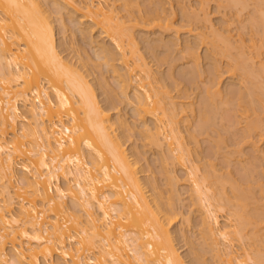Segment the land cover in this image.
Wrapping results in <instances>:
<instances>
[{"label":"bare ground","instance_id":"1","mask_svg":"<svg viewBox=\"0 0 264 264\" xmlns=\"http://www.w3.org/2000/svg\"><path fill=\"white\" fill-rule=\"evenodd\" d=\"M116 1L118 0H114V2H109V0H54V2L52 0H0V264H187L178 252L179 248L174 243V235L170 229L171 222L178 219L177 215H182L181 209L179 210L177 207L178 213H174L176 208H174L175 210L172 208L175 215L171 213L170 208L171 203L175 201V197H173L175 193L172 194V197L169 196L164 200L163 192L158 191V186L150 180L151 178L149 179L150 176H147L148 180H143L146 177L142 179L140 175L142 170H139L138 163L141 162V157L144 156L146 149L139 146V150L137 147L128 150L126 140L125 142L122 141L121 138H124V134L121 132L131 129L132 125L124 118L123 113L119 114V112L117 116L115 114L116 117L111 114V110L116 109L119 105H117L119 100L121 103L126 102L127 105L129 103L133 105L136 112V114L133 113L134 117L138 116L141 120V124H138L139 130H137L143 139L142 147L150 146L159 149V155L162 153L160 160H163L165 164L167 162L168 165H171L169 163L173 160L179 161L181 165L185 163L184 156L187 154V158L189 154H192L193 149L195 150L189 146L191 141L197 138L195 131L199 134L200 130L203 132L204 128L207 129L206 125L219 124L215 122L214 115L220 112L224 114V107L221 106L228 103L233 105V102L235 103L238 99L240 101L238 100V104L235 103L236 107H234L243 110L241 116L246 121L247 134L242 140L249 137L251 139L253 136L257 137L258 134L256 135V133H259L261 139L264 140V126L262 125L264 124L262 122L264 120L262 118L264 117V65L263 68L261 67L264 61H261V69H259L262 70V74L260 71L258 73L256 71L258 67H253L256 64H253L256 54L253 58V54H249V56L244 52L248 50V43L244 44L247 47L245 49L243 48L244 45H241L243 51L241 46L238 47L239 44H237L236 48L242 51L243 55L239 52L241 58L238 57L239 59L236 60L238 51L235 50V53L231 49L232 42L229 40L232 41L233 39L229 38L231 35L228 36V27L224 26L225 34L224 32L222 34L212 28L213 25L210 24L211 30H213L212 32L209 30L213 36L208 31L211 38H207L206 35V41H209L210 38L209 42L213 41L211 45H214L211 49L223 54L222 56L228 58L230 55L228 50H232L230 52L232 54L235 53L234 56L232 54V57L229 56L230 59L234 57L236 62L232 63L233 66L230 65L232 68L228 71L231 76L236 71H244V74L242 72L240 75L241 79L245 78L251 83L250 100L248 101L246 98L247 101L245 102L243 99L248 96L241 91L243 87L236 88L233 85L234 88L231 87L230 91L228 90L229 94L232 96L236 93L233 97L238 96L236 97L238 99L233 101V97L229 96L228 98L226 96V102L223 99L225 104L219 105L222 98L219 99L220 97L216 95L220 94L221 97H225L221 95L222 89L220 88L222 86L219 85L221 81L219 80L220 82L216 83L217 86H214L213 83L218 81L214 80L215 82L211 83L212 87L207 83L208 86H206L210 88L207 89L206 86L203 88V90L206 89L204 91L208 92V94L205 92L206 97L212 96L213 101V97H217L220 103L218 104L217 98L216 103L209 98L214 104L212 105V103H208L209 99L206 100L204 95L205 102L201 103L203 107L201 108V115L199 114L201 120L197 119L198 123H196L199 126H196L193 132L191 129L189 130L191 126L189 122L194 117L189 118V121L187 120L188 126L185 123L188 129L182 126L187 129L184 130L187 132L186 134L180 125L182 122L179 118L184 110L177 107V101H174L173 96L168 94L165 85L164 88L162 87L165 84V78L163 79V76L158 77V74L149 66L143 52L140 51L134 33V29L137 27H147L152 23H155L162 30L176 28L178 32L177 27L170 17L168 21L166 18L168 16L164 17L165 19L162 17L161 10L164 7L161 9L160 6L154 8L152 6L151 9L149 8L151 11L145 7L148 11H144V7L139 3L140 0L139 2L138 0H122L121 4H116ZM226 1L228 2L227 5L236 6L235 15L238 14L239 16L240 12L244 11V6L248 4V2L239 0ZM260 1H258L259 4ZM62 2L66 5L64 6ZM54 3L57 5L54 6L56 7L55 10L48 6ZM45 4L48 5L44 6ZM202 5L206 7L204 4ZM67 6L71 9L72 14L81 15L80 17L77 16V21H75L77 24L75 26H80L74 27L75 30L73 31L75 34L80 32L84 40L87 39L94 48H97L94 50V52L97 51V54L94 55L95 59L97 57V61L91 63L89 56L82 57L80 44L79 48H74L75 52L79 54H77L78 57L73 54L77 57L73 56L76 60L79 58L78 65L75 64L77 62H74L76 60L72 62L74 59L72 56L73 59H70L69 56L65 59L66 57L61 55V50L58 49L61 45L56 42L54 19H51V13L54 11L57 14L62 13L64 7L66 9L63 11L67 12ZM238 6L243 7V9L239 8L238 10ZM260 7V10L264 9L262 4ZM199 10L201 9L198 8ZM198 11L194 15V21L197 18L201 19V14L207 10H201L202 13ZM206 13L202 18L204 21L207 17ZM191 14L189 17L193 16ZM261 17L262 15L259 13V23H255L257 21L255 20V22H251V25L254 23L255 26V24L262 23L264 27V18ZM192 18L191 20L189 18L190 22L193 21ZM200 19L197 20L200 21ZM61 20L62 25L66 24L65 19ZM194 21L193 24L197 25ZM84 23L87 25L84 26ZM193 24L190 23L188 26ZM64 27H67V24ZM198 27L200 26L198 25ZM64 29L67 31L69 28ZM191 29L192 27H190ZM204 32L203 34H205ZM262 33L264 32L262 31ZM202 36L200 38L203 39L204 36ZM158 37L162 39L161 36ZM200 38L199 41L202 42ZM219 38H223V41ZM167 39H164L165 45L159 44L163 45L168 53L172 48L171 46L175 44L171 45L170 48L168 43L170 38ZM149 41L151 42V40ZM255 41H251L255 46L252 43L249 46L254 47L251 51H258L256 52L258 56V53L260 54L259 49L262 47L260 44L259 48ZM217 42L219 43L216 44ZM221 43L225 50L221 49ZM189 44L185 46L186 52L185 49L183 51L189 59L192 58L196 63L191 62L194 64L193 66H197H195L197 69H193L192 66L194 71L191 70V72L193 74L197 70H201L198 69V65L201 63L198 62L200 51L196 50L200 43L196 48L192 46L195 43ZM63 45L65 46L64 43ZM161 45L158 47L160 48ZM154 46V50L148 46L151 50L149 53L152 52V57L154 56L157 61L162 59L164 61L167 56L164 55L165 53L162 54L163 52L160 53L155 50L157 48L156 43ZM197 49L199 50L200 47ZM64 50L66 49L64 48ZM213 53L211 51V55ZM169 54L171 53L167 55ZM208 57L212 59L213 56H207L205 59H209ZM213 58L215 59V56ZM212 61L213 59L208 60V62ZM251 63L253 64L251 65L252 69L250 68ZM229 64L231 63L229 62ZM105 69L112 72L117 79L116 87L115 85L111 87L112 84L107 81L104 76ZM95 72H99L100 75L98 74L99 78L97 75L98 80L94 79L93 81L96 82L93 83L90 81L92 78L88 79V76L94 75ZM249 82L246 83L249 85ZM132 87L133 89L135 87L136 90L130 95L129 90ZM212 88L215 91H212ZM210 89L212 90L210 91ZM99 95H103L104 99H100ZM242 96L243 102H241ZM203 99L202 101H204ZM231 105L228 104L229 107ZM231 109L234 110L233 106ZM228 110L226 111L229 113ZM193 114L195 113L193 112ZM260 115L262 116L260 117ZM225 116L226 114L222 118H226ZM186 117L188 116L186 115ZM186 117L185 119H187ZM148 118L152 119L153 122H148ZM116 124L123 127L120 133L117 132ZM218 127L216 126L217 129ZM231 131L229 129L230 134ZM247 141L245 140V142ZM218 143L220 144L219 141L217 145H219ZM217 145L215 144V146ZM197 152L199 154V149L195 150V154ZM225 155L227 156V154ZM198 156L196 155V157ZM196 157L191 155V158L189 156L187 159L190 160L189 166L187 165V175L192 180L196 201L200 202V207H198L202 212H200L202 214H200V226L202 228L203 225V228H206L209 237L205 231H202V235L205 234L206 237L204 238H207L206 241L210 240V243L212 239L211 244H213L215 254H212L211 257L218 258L213 259L214 263L222 261V264H264V204L253 203L258 190L260 197L264 196V186H262L264 183L257 184L258 186L261 185L260 188H257V185H252L254 187L250 185L257 183L259 178L254 180L248 175V170L253 169L248 164L252 166L253 159L251 158V162L249 161L251 164L245 163L249 169H246L245 165L243 169L244 171L246 169L245 174L249 176V179L246 180L245 177V181L242 182L243 178H241L242 181L238 182L237 179L231 180L228 176L224 177L223 174L217 173L218 169H216L215 162L206 164L208 169L202 167L203 173L199 174L201 165L198 163L199 160H195V162L193 158L199 159L200 156ZM254 158L260 161L261 156H254ZM165 164L163 165L164 168ZM175 164L172 162V165L175 166ZM259 165L257 164L256 167ZM174 172H172V176ZM171 175L169 174L168 180L173 178ZM262 177L264 179V175ZM250 179L252 180L250 181ZM262 182L260 180V183ZM148 185H152V188L149 187L152 191L147 189ZM172 185L174 186V184ZM54 187L56 192L52 195L49 189L54 190ZM252 188L254 192L256 190L255 196ZM179 198L181 200L180 196ZM177 200L179 201V199ZM257 201H260L258 197ZM180 206L182 208V205ZM199 209H197L198 212ZM223 211L225 221L222 223L220 216ZM179 212L181 213L179 214ZM184 217L186 219L185 214ZM185 221L187 224L190 220L187 218ZM203 228L202 230H204ZM210 247H207L208 250H213ZM201 248L205 250L203 245ZM196 250L195 248L194 252ZM196 252L195 257L201 264H213L212 261H207L209 258H204L206 254L203 256V252Z\"/></svg>","mask_w":264,"mask_h":264},{"label":"rangeland","instance_id":"2","mask_svg":"<svg viewBox=\"0 0 264 264\" xmlns=\"http://www.w3.org/2000/svg\"><path fill=\"white\" fill-rule=\"evenodd\" d=\"M53 2H54V0H52ZM159 2V4H161V5H159L158 4V2ZM156 2H155V0L153 1V0H151V2H150V0H140V2H139V0H138V2L140 3V5L141 6H143L144 7V9H145V7H147L148 8V10H150L151 9V7L153 6V8L154 7H156V6H160V8L162 7H164L163 8V10H161V15H162V17L164 18V17H166V16H168V17H166L167 18V21H168V18L170 17L171 19V21H173L172 23L175 25V27H177V29H178V32H177V30H176V28L174 29V28H172V29H165V30H162V28L160 29V27L159 26H157L155 23H152L151 25H149V26H147V27H137L136 29H134V33H135V37H137V40H138V46H139V48H140V51H141V53L143 52V56L145 57V59L147 60V62H148V64H149V66L158 74V77L159 76H163V79H164V83L165 84H163V86H162V83H160L161 84V86L164 88V85H165V88L167 89L166 91H168V94L169 95H171V96H173V98H174V101H177V103H178V105H177V107H180V108H182L183 110H184V112L183 113H181V115L179 116V118H181L180 119V122H182V123H180V125H181V127L182 126H185V128H187L188 129V127H186V124L185 123H187V126H188V122H187V120L190 118H193V119H191V121L189 122V123H191V124H189V125H191L190 126V128H189V130L191 129V131L193 132V131H195V128H196V126H199L198 124H196V123H198V120L197 119H199V120H201L200 118V116H199V114L201 113V108L203 107L202 105H201V103L203 104V102H205V99H203V97H204V95L207 93L208 94V92H206V91H204V90H206V89H204L203 90V88L207 85V83H208V85L209 86H211V83L212 82H215L216 80H218V81H216L215 83H213L214 84V86H217V82H220L221 81V84H219L220 85V87L222 86V88H220V89H222V91L224 92H222L221 90V95L222 96H225V97H221L220 96V94L219 95H216V96H218V97H220L219 99H221L222 101H221V103H220V100L217 98V97H213V99H214V101L211 99L212 98V96L210 97L209 96V98L214 102V103H216V98H217V100H218V104L219 105H223V104H225L224 103V100L225 99H227V97L229 98V96L231 95V94H229L230 92V90L229 89H231V87L232 88H234V86L237 88H239V86H241V91L242 92H244V93H246V95H250V89H251V87H250V82L248 81V80H246L244 77V79H241L242 77H241V73L243 72V74H244V71H242L241 72V70L239 69V68H237V69H239L240 71H236V73L234 74V75H230L231 73L228 71V70H230L232 67L230 66V65H232V63L235 61V58L233 57V58H229V56H231V54L232 53H230L231 51L230 50H228V53L230 54L229 56H228V58H227V56H222L223 54H221V53H219V52H217V51H213V49H211V47L213 48V46L211 45V43L213 42H209L211 39V36H209L210 34L212 35V33H210V30H211V25L210 24H212L213 26H212V28H215L216 30H218V32L219 33H222L223 34V32H224V34H225V30H224V28L226 27L227 29H229V35L226 33V36L228 35V36H232V38H231V36L229 37L230 39H233L232 41L231 40H229V38L228 37H226V38H228V40L230 41V42H232L231 43V49H233V51L236 53V51H238L237 52V55H236V60H237V58L239 57V58H241V56L239 55V52H241L240 54H242V51H243V49H242V47L243 46H241L242 44L244 45V44H247L248 46V50H245L244 52L245 53H247L248 55L250 54H253V58H254V54H256V56H255V58H254V60L255 61H253V58L251 59L252 61H253V64L254 63H256V64H254V66L253 67H255V68H257L258 67V69L256 70L255 68H254V70H256L257 72L258 71H260L259 69H261V67L263 68V65L264 64H261L263 61H264V33H262V31L264 32V27H263V24L261 25V24H255V26H254V23H253V25H251V22H255V20H257L255 23H259L258 22V14L260 13V15H262V17L264 18V13L262 14V12L264 11V9H262V10H260V6H261V4H262V8H264V5H263V1L264 0H258V1H260V4H259V2L257 1V0H239V1H241V2H248V4H246L245 6H244V9H243V7H240V6H238V10H239V8L241 9H243L244 11H242V10H240V11H242V12H240V16L238 15H235V11H236V6L233 8L232 7V5L231 4H228L227 5V1L225 0H223V3H222V0H209L210 2H208L207 0H157ZM161 1V2H160ZM208 3H206V2ZM256 1V2H255ZM53 2H51V3H53ZM109 2H114V0H109ZM121 2H122V0L120 1V0H118V1H116V4H121ZM150 2V3H149ZM156 3V5H155V3ZM201 2H203V3H201ZM206 4H205V3ZM62 3H64V2H62ZM201 3V4H200ZM255 3V4H254ZM257 3V4H256ZM149 4H152V5H149ZM202 4H204L206 7H204ZM259 4V5H258ZM46 5H48V4H45L44 6H46ZM52 5V6H51ZM56 4L54 3V4H50V5H48V6H50V8L51 7H53L54 8V10H55V8L56 7H54ZM66 4L64 3V6H65ZM201 5H202V7H201ZM229 5H230V7H229ZM256 5H258V6H256ZM47 6V7H48ZM57 6V5H56ZM140 6V8H142ZM200 6V7H199ZM256 6V7H255ZM46 7V8H47ZM186 7V8H185ZM49 7H48V9H50ZM53 8H51V9H53ZM150 8V9H149ZM182 8H184V9H182ZM197 8V9H196ZM198 8H200L202 11L203 10H207V11H203L204 13H202V11L201 10H199L198 11ZM203 8V9H202ZM255 8L259 11H255ZM259 8V9H258ZM50 9V10H51ZM66 9V7H64V9L63 10H65ZM182 9V10H181ZM188 9H189V11H188ZM194 9H195V12H193L194 11ZM62 10V13H58L57 14V12L55 13V11L53 12V13H51V19L53 20V24H54V26H55V37H56V42H57V44L59 45H61V46H59V51L62 53L61 55L65 58V59H67V56H69L70 57V59H73L74 57H78V53H76L75 52V50H74V48H77L78 46H79V44H80V49L82 48V50H80V52L82 53V57H84V58H86V56H89L90 57V62L92 63L93 61H97V57H96V59H95V56L94 55H96L97 53V51H95L94 52V50H96L97 48H94V46H92V44H90V42H88V40L87 39H83L82 38V36H81V34H80V32H76V34H75V31H73V30H75V28L74 27H76V28H78L79 26H75V25H77L76 23H75V21H77V16H81L80 14H78V13H71V9L67 6V12L66 11H63ZM70 10V11H69ZM147 9H145L144 11H146ZM147 10V11H148ZM184 10V12H182ZM192 12H191V11ZM200 12V13H202L201 15V19L202 18H204V14L206 13V15H207V17H206V19H205V21L206 20H208V17H209V20L207 21V22H205L203 19L201 20L200 18H197V19H200V21L202 22H200L199 20H197L196 19V21H194L193 19H195V13L197 12ZM144 11H143V8H142V12L144 13ZM151 11V10H150ZM188 11V12H187ZM254 11V12H253ZM52 12V11H51ZM70 12V13H69ZM122 12V11H121ZM190 12V13H189ZM145 13H147V12H145ZM184 13H185V15H186V18H185V15H184ZM193 14V16H191V17H189L190 15L189 14ZM242 13V14H241ZM256 13H258V14H256ZM60 14V15H59ZM64 14V15H63ZM120 14H122L123 15V13H120ZM125 14V13H124ZM191 14V15H192ZM254 14V15H253ZM183 15H184V18H183ZM257 16V17H254V16ZM75 17H76V19H75ZM187 17H189L190 18V20H191V18H192V20L194 21V23H196L197 25H194L193 24V21H191L190 22V20H189V18H187ZM253 17H254V19H253ZM261 17V18H262ZM73 18H74V20H73ZM259 18H260V16H259ZM61 19H65L64 21H65V23L67 24V27H64L66 24H64V25H62V20ZM165 19V18H164ZM188 19V20H187ZM61 20V21H60ZM186 20V21H185ZM254 20V21H253ZM61 22V23H60ZM185 22H188L187 24L185 23ZM191 24H193V25H191V26H188V25H190V23ZM200 22V23H199ZM185 23V24H184ZM85 25H87V23H84V26ZM181 25V26H180ZM182 25H184L185 27L186 26H188V27H186V29H185V27L184 26H182ZM198 25L201 27H198ZM206 25V26H205ZM210 25V26H209ZM69 28V29H67V31L63 28ZM81 26H83V25H81ZM178 26H179V28H180V30H179V28H178ZM195 26H197V27H195ZM207 26H209V27H207ZM225 26V27H224ZM262 26V27H261ZM71 27V28H70ZM190 27H192V29L191 30H194V31H191L190 30ZM256 27H258V28H256ZM189 30H188V29ZM197 28V29H196ZM218 28V29H217ZM259 28H262V29H259ZM65 31H64V30ZM174 29V30H173ZM183 29V30H182ZM199 29V30H198ZM202 29V30H201ZM210 29V30H209ZM176 30V31H175ZM182 30V31H181ZM213 30V29H212ZM212 30H211V32H212ZM223 30V31H222ZM258 30H260V31H258ZM174 31H175V33H174ZM197 31V32H196ZM201 31H205L204 33L205 34H203V32L201 33ZM208 31H209V33H208ZM191 32V33H190ZM192 32H193V34H192ZM200 32V33H199ZM176 33H178L177 35H176ZM197 33H199V35H196ZM262 33V34H261ZM195 34V35H194ZM203 35L202 37H203V39L202 38H200L201 37V35ZM96 35H98L97 33H96ZM175 35V36H174ZM207 35V36H206ZM158 36H161V38L163 39H160ZM169 36V37H168ZM208 38V37H210L209 38V41H206V37ZM213 36V35H212ZM200 38V40L202 39V42L201 41H199V38ZM242 37H243V39L245 40V42H244V40L242 39ZM166 38V40H168L167 38H170V42H171V44H170V42H168L169 43V47L171 46V45H173V44H175L174 46H171L170 48H171V50L168 52V53H171V54H169V55H167L168 53L166 52V48L163 46V45H161V44H159V43H162V44H164L165 45V43H166V41L164 40ZM172 38H174L173 39V41H172ZM226 38H224V40L226 39ZM246 38V39H245ZM251 38H254L255 40H251ZM176 39V41H174ZM212 39H214L213 37H212ZM219 39H222V41H223V38H219ZM242 39V40H241ZM149 40H151V42L149 41ZM154 40H156L155 42H154V44H152L153 43V41ZM161 41V42H158V41ZM204 40V41H203ZM208 40V39H207ZM250 40V41H249ZM163 41V42H162ZM189 43H191V44H189ZM192 41V42H191ZM196 41H197V43H196ZM219 41V40H218ZM222 41H219V42H222ZM226 41V40H225ZM224 41V42H225ZM228 41V42H229ZM240 41H243V42H240ZM251 41H255V43L257 44L258 43V45L257 46H259L260 44H261V47L262 48H260V46H259V52H260V54L258 53V56H257V53L256 52H258V51H251V49L252 48H254V47H251V45L249 46V44H253V42H251ZM65 42H68V43H65ZM108 42H110V41H108ZM165 42V43H164ZM176 42V43H175ZM185 42V43H184ZM206 42V43H205ZM219 42H217L216 44H218ZM224 42H223V44H224ZM229 42V43H230ZM250 42V43H249ZM62 43V44H61ZM63 43L65 44V46L63 45ZM151 43V44H150ZM155 43H156V49L155 50H157V51H159L160 53H162V54H164V55H166L165 57V60L163 61V59L162 60H159V61H157V59L156 58H154V56L152 57V52L151 53H149L151 50H154L153 48L155 47L154 45H155ZM167 43V44H168ZM184 43V44H183ZM193 43H195V44H193ZM198 43H200L199 45L200 46H198ZM204 43V44H203ZM208 43V46H206V44ZM210 43V44H209ZM67 44V45H66ZM69 44V45H68ZM72 44L74 45L73 47H72ZM150 44V45H149ZM186 44V45H185ZM192 45L193 47L195 46V48L197 47V48H199L200 47V49L198 50L197 48H196V50L199 52V63H200V65H198L199 67H198V69L200 68L201 70H197V72L195 73H193L192 74V72H191V70L192 71H194L193 69H197V68H195V66H193L194 64H196L195 62H194V60L192 59H189V57H188V55L186 56L185 55V52H186V49L187 48H185V46H187V45ZM223 44L221 43V49L223 48L224 50H225V48L223 47ZM233 44V45H232ZM237 44H239L238 45V47L239 46H241V50L242 51H239L236 47H237ZM94 45V44H93ZM161 45V47L159 48L158 46H160ZM211 45V46H210ZM235 45V46H234ZM64 46V47H63ZM67 46V47H66ZM69 46V47H68ZM148 46H150L149 48L151 49V50H149V48H148ZM153 46V47H152ZM163 46V47H162ZM167 46V45H166ZM183 46H184V48H183ZM253 46H255V44H253ZM78 47V48H79ZM235 47V48H234ZM246 47V45H244V49L245 48H247ZM64 48L66 49V50H64ZM67 48H69L68 50H67ZM163 48V49H162ZM165 48V49H164ZM167 48H168V46H167ZM211 49V51H212V55H211V51H209L210 49ZM255 48H257V47H255ZM169 49V48H168ZM183 49H185V52L183 51ZM209 49V50H208ZM162 50V51H161ZM206 50V51H205ZM236 50V51H235ZM250 50V51H249ZM256 50H258V49H256ZM85 51V52H84ZM248 51V52H247ZM182 52H184L183 54H182ZM205 52H206V54H205ZM208 52H210V53H208ZM216 52H217V54H216ZM233 52V54H235ZM251 52V53H250ZM253 52V53H252ZM95 53V54H94ZM167 53V54H166ZM67 54H69V55H67ZM73 54H76V56L75 55H73ZM78 54V55H77ZM152 54V55H151ZM209 54V55H208ZM220 54V55H219ZM232 54V56H234ZM84 55V56H83ZM92 55H93V57H92ZM183 55V56H182ZM186 57H185V56ZM206 55V56H205ZM217 55V56H216ZM219 55V56H218ZM243 55V54H242ZM249 55V56H250ZM71 56L73 57V58H71ZM168 56H169V58H168ZM201 56V57H200ZM207 57V56H215V59L212 57V59H213V61L212 62H208V60L209 61H211L212 59L210 58V57H208L209 59H205V57ZM231 56V57H232ZM76 57V58H77ZM187 59H185V58ZM238 58V59H239ZM79 59V58H78ZM78 59L76 60L75 58L72 60V62L74 61V60H76V61H74V62H77L78 61ZM167 59V60H166ZM227 60H231V61H229L231 64H229V62L227 61ZM233 60V61H232ZM250 60V62H252ZM215 61H217V62H215ZM262 61V62H261ZM79 62V61H78ZM75 63L76 65H78L79 63ZM191 62H193L192 64H191ZM214 62V63H213ZM236 62V61H235ZM211 63H213V64H211ZM216 63V64H215ZM218 64V66H219V68H217L218 66H216L215 67V65H217ZM234 64V63H233ZM252 63L250 64V68L252 69V66L251 65H253ZM260 64H261V67H260ZM214 65V66H213ZM259 65V66H258ZM194 68H193V67ZM202 68H201V67ZM233 66V65H232ZM257 66V67H256ZM119 67H121V65H119ZM197 67V66H196ZM260 67V68H259ZM190 68V69H189ZM193 68V69H192ZM212 68H215V69H212ZM184 69H185V71H184ZM189 69V70H188ZM212 69V70H211ZM253 70V71H254ZM105 71V74H104V76L107 78V81L109 82V83H111L112 84V86L111 87H113L115 84H116V81H117V79L114 77V75H113V73L112 72H109V71H107L106 69L104 70ZM188 71H190V72H188ZM196 71V70H195ZM256 71H255V73H256ZM262 71V70H261ZM260 71V72H261ZM211 72V73H210ZM238 72V73H237ZM191 73V74H190ZM259 73V72H258ZM100 75V73L99 72H95L94 73V75H95V77H94V75L93 74H91V75H89L88 76V79H91L92 78V80H90V81H93L94 79L97 81L98 80V78H99V75ZM242 74V75H243ZM261 74H262V72H261ZM97 75H98V78H97ZM212 75V76H211ZM215 75V76H214ZM93 76V77H92ZM211 76V77H210ZM101 77V76H100ZM161 78V77H160ZM214 78V79H213ZM216 78V79H215ZM210 79V80H209ZM212 79V80H211ZM232 79V80H231ZM162 80V79H161ZM215 80V81H214ZM220 80V81H219ZM244 80V81H243ZM96 81H93V83H95ZM163 81V80H162ZM249 82V85L246 83H243V82ZM228 82V85H226V83ZM234 82V83H233ZM240 82H241V85H239L240 84ZM110 84V85H111ZM212 84V85H213ZM207 85V86H208ZM234 85V86H233ZM237 85V86H236ZM246 85H248V86H246ZM117 85H115V87H116ZM206 86V88L208 89V88H210V87H207ZM227 86V87H226ZM98 87V86H97ZM96 87V88H97ZM114 87V88H115ZM212 87V86H211ZM249 87V88H248ZM186 88V89H185ZM215 89L217 88V87H214ZM117 89H119V88H117ZM213 89V88H212ZM212 89H210V91L212 90ZM248 89V90H247ZM135 87H134V89H133V87L129 90L130 91V95H132L133 94V92H135ZM165 90V89H164ZM163 90V91H164ZM170 90V91H169ZM229 90V91H228ZM116 91H118V90H116ZM203 93H202V92ZM212 91H215L214 89L212 90ZM227 91V92H226ZM249 93H247V92ZM98 92H100V90H98ZM206 92V93H205ZM212 93V92H211ZM242 94L243 96L245 95V94ZM167 94V95H168ZM229 94V95H228ZM168 95V96H169ZM234 95H236V93L235 94H232V96H230V97H233ZM245 95V96H246ZM208 96V95H207ZM227 96V97H226ZM243 96L241 97V100H242V98H243ZM245 97V98H243V99H245V102L247 101L246 100V98H248V101L250 100V96L249 97ZM205 97H206V95H205ZM236 97H238V96H235V98H234V100L233 101H235V99H238V98H236ZM99 98L100 99H104V96L103 95H99ZM208 97H206V100H208L209 99ZM202 99L204 100V101H202ZM209 99V102L208 103H212V105H214L213 104V102L211 101ZM224 99V100H223ZM239 101H240V99H238ZM238 100H236V105L238 104L237 103V101ZM211 101V102H210ZM232 101V102H233ZM244 100H242L241 102H243ZM118 102V100L116 101V103ZM225 102H226V100H225ZM223 103V104H222ZM234 102H233V105H231V103H228V104H230L231 106V108H232V106H233V108H234V110L233 109H231L229 106H228V104H225V105H223V106H221V107H224L223 109V111H225L224 112V114H222L221 112V114L224 116L225 114H226V118H222L223 116L220 114V116H219V114H217V115H214L215 116V122H218L219 124H217L216 123V125H214L213 124V126H209V124L208 125H206L207 126V129H203L202 131L203 132H200L199 131V134L195 131V133L197 134V138H196V140H193V141H191V145H189V146H192L193 148H195V150H197V149H199V154H198V152L195 154V150L193 149V152H194V154H193V152H192V154L191 155H195V157H196V155L198 156H200V158L199 159H195V158H193L194 159V161L195 160H199L198 161V163H199V165H201V169H200V171H198L199 172V174H201V173H203L202 172V169L203 168H205V169H208L207 167H208V165L210 164V162H215L216 163V169H218L216 172L217 173H219V174H223L224 175V177L225 176H228V178L230 179L231 178V180H233V179H237V180H239L238 182H241L242 180V182H244L245 181V177H246V180H248L249 179V176L253 179L254 178V180L256 179L257 180V178H258V180H257V183H255V184H253V183H251L250 185H251V187H254V186H252V185H257V184H263L264 183V179H263V173H264V170H261L262 168L264 169V166H262V165H264V161H263V158H264V140L263 139H261L262 137L259 135V133H256V135H257V137L256 136H253V137H251V139H249V138H245L244 140H242L244 137H245V135L247 134V132H246V129H245V119L241 116V111H243V110H240V109H235V107H236V105H234L235 104ZM119 104V105H118ZM130 104V103H129ZM127 105V103L126 102H124V103H121L120 102V100H119V103H117V108L116 109H112L111 110V114L114 116V117H116L118 114L117 113H119V114H122L123 116H124V118L125 119H127L128 120V122H130L131 123V129H129V130H126V132H125V130H123V127H121V126H119L118 124H116L117 125V127H118V130H117V132H119L120 133V131H124V132H121V133H123L124 134V138H121L122 139V141H124L125 142V140H126V147L128 148V150H132V148L133 147H137L138 149L137 150H139L140 148H139V146L143 149H146V151H144L145 152V154H144V156L143 155H140V156H143V157H141L142 159L140 160L141 162H139L138 163V166H139V170H142V172H140L141 174V176H142V179H143V177H146V178H144L143 180H145V179H147L148 180V177H149V179L153 182V183H156V185L158 186V188H159V190L158 191H162L161 193H162V195L163 196H165V198H163L164 200H166V198H168L169 196L170 197H172V194H177V195H173V197H175V203L173 202V203H171V208L168 206V208H170L171 209V211H172V208L174 209V208H178L179 210L181 209V212H182V215L180 214L181 212H179V216L177 215V218L178 219H176L175 221H172L171 222V226H170V229H171V231H172V234L174 235V243H175V245H176V247L177 248H179V250H178V252L181 254V256H182V258H183V260L185 261V263H187V264H201V262L200 261H198L197 259H196V257H195V255L197 254V252L196 251H199V252H203V251H205V250H208V248L210 247L209 245L212 243V239H211V243H210V240L209 241H206L207 240V238L205 239L204 237H206L205 236V234H203L202 235V231H205V233H206V228L204 229L203 228V225H202V228L204 229V230H202V228H201V226H200V222H201V210L198 208V207H200V202L198 201H196L197 199H196V196L194 195V193H195V191H194V193H193V186H192V180H191V178L187 175V168H188V163L190 162V160L188 161L187 159L189 158V156H190V158H191V155L189 154L188 155V157L186 158V156H187V154H186V156H184V159H186V161L184 160V162L185 163H183L182 165H181V163L179 162V161H171L170 162V160H169V164H171V165H168L167 164V162H166V164L165 163H163V160H160V158H161V154L159 155V153H160V150L159 149H156L155 147H150V146H148V147H142V137L140 136L141 134H140V132L138 133V130H139V128H138V126L141 124V120L139 119V117L138 116H136L138 119H139V121H138V119L136 118V117H134V108H133V105ZM217 104V105H218ZM216 105V104H215ZM227 107V109H229L228 111H229V113L226 111L227 109H226V107ZM235 106V107H234ZM229 107V108H228ZM238 107V106H237ZM231 109V110H230ZM199 110H200V112H199ZM195 113V114H193L192 115V113L193 112ZM228 113V114H227ZM115 114H116V116H115ZM135 114H136V112H135ZM186 115L188 116V117H186ZM190 115H192V117H189ZM195 115V116H194ZM201 115V114H200ZM199 116V117H198ZM213 116V117H214ZM218 116V117H217ZM262 115H260V117H261ZM264 116V115H263ZM185 117L187 118V119H185ZM221 117V118H220ZM252 117H253V115H252ZM184 118V119H183ZM263 119H264V117H262ZM218 119V120H217ZM261 119V118H260ZM136 120V121H135ZM184 120H186V121H184ZM189 121V120H188ZM197 121V122H196ZM148 122H150V123H152L153 121H152V119H150V118H148ZM215 122H213V123H215ZM220 122L222 123L221 125H220ZM262 122H264V120H262ZM139 124V125H138ZM224 124V125H223ZM263 126H264V124H262ZM216 126L218 127V129L216 128ZM183 128V127H182ZM181 128V129H182ZM221 128V129H220ZM264 128V127H263ZM138 129V130H137ZM187 129H184L183 128V131L184 130H187ZM202 129V128H201ZM217 129V130H216ZM229 129H230V131L233 129V131H231V134L229 133ZM197 130H199V128H197ZM236 132V133H232V132ZM185 132V131H184ZM260 132V131H259ZM186 134H187V132H185ZM184 133V134H185ZM185 134V135H186ZM232 134H234V136H232ZM256 137V138H255ZM145 140V139H144ZM245 140H248L247 142H245ZM215 141H219L220 142V144L219 145H217V142H215ZM253 141H255V142H253ZM253 142V143H252ZM217 145V146H215V144ZM255 143V144H254ZM150 148V149H149ZM157 151H156V150ZM257 149V150H256ZM255 150V151H254ZM258 151V152H257ZM259 151H260V154H259ZM225 155V154H227V156L225 155V156H223V155ZM256 154H258V155H256ZM251 155H253L252 157H251ZM263 155V156H262ZM198 156V157H199ZM254 156H256V157H260L261 156V158H260V161L259 160H256L257 158H254ZM194 157V156H193ZM198 157H196V158H198ZM201 157H202V159H201ZM263 157V158H262ZM251 158L253 159V163L251 164L250 162H251ZM200 159H201V162H200ZM259 159V158H258ZM161 161H162V163H161ZM250 161V162H249ZM254 161H256L255 163H256V165L257 164H260L258 167H256V165H253V164H255L254 163ZM172 162H174V163H176L175 164V166L174 165H172ZM196 162V161H195ZM194 162V165L196 164ZM248 162L253 166H250L249 164H248ZM259 162V163H258ZM187 163V164H186ZM211 163V164H212ZM215 163L213 164V166L215 165ZM245 163L246 164H248V166L252 169V170H250L249 169V167H247V165H245ZM165 164V168L163 167V165ZM191 164V163H190ZM193 164V163H192ZM206 164H208L207 166H206ZM188 165V166H187ZM203 165V166H202ZM244 165H245V168L247 169H249L248 170V175L247 174H245V172H247L246 171V169H245V171L243 170L244 169ZM166 166H168L167 168H168V170L166 169ZM185 166H187V167H185ZM204 166H206V167H204ZM171 167V168H170ZM203 167V168H202ZM164 168V169H163ZM210 168V167H209ZM214 168V167H213ZM255 168H256V170H255ZM166 169V170H165ZM175 169V170H174ZM204 169V170H205ZM174 172L173 173V176L171 175L172 174V172ZM203 170V171H204ZM258 170V171H257ZM168 171V172H167ZM169 172H171V173H169ZM244 172V173H243ZM261 172V173H260ZM171 175V178L172 179H170V180H172V181H170V180H168L169 178H168V176H169V174ZM175 174V175H174ZM177 175V176H176ZM262 175V176H261ZM148 176V177H147ZM248 176V177H247ZM170 177V176H169ZM176 180H175V179ZM239 178V179H238ZM241 178H243L242 180H241ZM261 178V179H260ZM252 179H250V181L252 180ZM263 179V180H262ZM237 180H234V181H237ZM241 180V181H240ZM260 180H261V182L262 183H260ZM170 181V182H169ZM169 182V183H168ZM171 184V185H170ZM172 184H174V186L172 185ZM151 186V188H152V185H148V188L147 189H150L151 190V188H149ZM156 186V187H157ZM170 186H173V187H171L170 188ZM259 186H261V185H259ZM258 185H257V188H260ZM262 186H264V185H262ZM256 188V187H255ZM256 188V190H258ZM171 189V190H170ZM172 189H174V190H172ZM178 191V193H177V191ZM256 190H255V192H256ZM152 191V190H151ZM150 191V192H151ZM170 191H172V192H170ZM174 191V192H173ZM49 192H50V194H55V192H56V189H55V187H54V190H52V189H49ZM252 192L254 193V196H255V192L253 191V188H252ZM171 193V194H170ZM179 194V195H178ZM193 195H194V197H193ZM261 195H262V192H261ZM162 196V197H163ZM179 196L181 197V200H180V198H179ZM256 196L258 197V199L260 200V201H257V197H256V199H255V201H253V199L251 200V202L253 201V203L254 202H257V204H258V202H260L261 203V205H262V203L264 204V196L262 195L261 197H260V191L258 190V192H256ZM263 197V198H262ZM255 198V197H254ZM261 198V199H260ZM177 199H179V201H180V203H179V201L177 200ZM177 200V201H176ZM252 203V205L253 206H255V204H253ZM260 203H259V206H260ZM178 205V206H173V205ZM182 205V208H181V206L180 205ZM199 204V205H198ZM180 207V208H179ZM177 208H176V212H174V210L171 212L170 211V209H169V213L171 212L172 214H176V213H178V211L179 210H177ZM197 209H199L200 211L198 212V210ZM174 212V213H173ZM183 212H184V214L186 215V219L188 218L190 221L186 224V219H185V217H184V214H183ZM201 212V213H200ZM170 213V214H171ZM174 214V215H175ZM201 214V215H200ZM223 214H225L224 213V211L223 212H221V216H220V220H221V222L223 223L224 221H225V219H224V217H225V215H223ZM223 215V216H222ZM183 217H184V221H185V223H184V221H183ZM222 217V218H221ZM221 223V224H222ZM173 224V225H172ZM178 228V229H177ZM181 228V229H180ZM184 228V229H183ZM186 228V229H185ZM176 230H177V233H176ZM182 230V231H181ZM180 231V232H179ZM184 231V232H183ZM174 232V233H173ZM182 232H183V234H182ZM185 233V234H184ZM181 234V235H180ZM176 235H178V236H176ZM179 235H180V237H179ZM206 235H207V233H206ZM208 237H209V235H207ZM202 245H203V248L205 249V250H202ZM213 244H211V249H213V250H211V251H206V252H203L202 253V255L203 256H205V254H206V257H204V258H209L207 261H212L213 262V264H222V261L221 262H219L218 263V261H217V263H214V261H213V259L214 260H216V259H218V258H212L211 257V255L213 254H215L213 251H214V248H213V246H212ZM200 246V247H199ZM208 247V248H207ZM192 248H194V250H195V248L197 249L195 252H194V250H192ZM207 248V249H206ZM194 252V253H193ZM215 252H216V250H215ZM196 253V254H195ZM217 253V252H216ZM193 254V255H192ZM212 255V256H213ZM202 257V256H201ZM195 260H194V259ZM216 262V261H215Z\"/></svg>","mask_w":264,"mask_h":264}]
</instances>
